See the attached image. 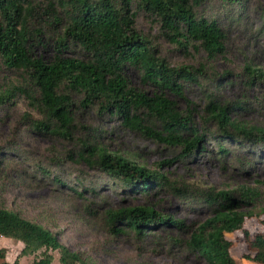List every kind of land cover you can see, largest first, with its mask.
<instances>
[{
	"label": "trees",
	"instance_id": "16d2710c",
	"mask_svg": "<svg viewBox=\"0 0 264 264\" xmlns=\"http://www.w3.org/2000/svg\"><path fill=\"white\" fill-rule=\"evenodd\" d=\"M205 0H0V66L21 73V83L0 86V105L16 93L23 94L37 115L25 110L21 121L37 133L65 142L64 154L52 161L65 170L64 162L86 164L95 172L97 182L85 184L81 169L73 184L46 164L35 163L32 171L52 176L57 184L70 189L82 199L101 194V187L119 186L124 192L149 194L156 189L171 188L158 167L167 159L148 168L99 144L93 138L75 135L76 116L80 109H95L99 114L117 118L121 125L156 141L182 146V155L199 151L204 140L214 138L219 153L227 154L224 142L242 151L264 146V126L248 124L232 117V109L244 108L250 102L219 99L212 88L229 70L210 77L203 65H171L160 55L150 39L135 25V16L144 13L160 22L164 34L183 48L196 42L208 60L226 50L225 31L216 18L199 15L196 8ZM245 7L248 0H235ZM55 27L46 33V28ZM79 47L83 55L68 52ZM39 47L51 49L49 58L37 54ZM139 72L148 91L132 85L125 69ZM246 85H260L264 70L247 62L243 66ZM188 82H195L205 92L201 108L184 95ZM183 96L187 102L180 108L169 95ZM90 129L89 125H84ZM53 153V152H52ZM19 154L13 143L1 144L0 155ZM60 159V158H59ZM3 162V161H2ZM252 163L251 155L246 161ZM56 172V173H55ZM264 178L256 183H238L232 188L207 187L195 197V203L207 215L193 225L185 226L182 218L142 203L108 206L99 216L110 236L131 237L138 248L146 236H156L161 247H185L207 264H239L231 253L227 233L241 230L249 252L243 256L264 262V231L253 233L246 222L264 223ZM180 189V188H177ZM181 195L188 203L185 190ZM94 211L92 203L86 205ZM184 228L186 237L167 234L168 227ZM21 242L19 255L34 254L28 264H51L52 250H58L60 264H95L81 251L64 244L57 232L42 223L23 216L17 210L0 205V237ZM252 252V253H251ZM0 264H22L19 257L6 259V248L0 246Z\"/></svg>",
	"mask_w": 264,
	"mask_h": 264
},
{
	"label": "rangeland",
	"instance_id": "374dc122",
	"mask_svg": "<svg viewBox=\"0 0 264 264\" xmlns=\"http://www.w3.org/2000/svg\"><path fill=\"white\" fill-rule=\"evenodd\" d=\"M199 15L216 18L225 31L226 50L223 55L208 60L205 51L194 42L183 48L172 38L164 34L160 22L151 19L144 13L135 16L136 28L146 35L156 45L160 55L171 65H203L206 68L205 78L208 82L215 74L229 70L231 73L221 77L212 88L219 99L235 102L248 101L244 108H233L232 117L248 124L264 126V80L258 85H246L243 66L247 62L264 70V0H248L245 7L235 0H205L197 8ZM55 27L46 28V33H52ZM77 56L83 51L76 46L68 50ZM45 58L51 56V49L39 47L36 51ZM125 74L132 85L150 91L151 86L144 83L141 75L132 67L125 69ZM21 73L18 70H8L0 66V86L10 83H21ZM180 108H185L187 102L183 96L169 93ZM184 95L196 108H201L206 101L205 92L195 82H188ZM34 115L37 112L28 104L23 94L16 93L14 97L0 105V143H13L19 154L0 155V205L17 210L23 216L36 220L57 232L61 241L71 249L82 254L95 264H207L202 258L188 251L185 247L163 248L156 243V236L147 235L138 248L131 237L125 235L110 236L97 216L99 210L105 207L121 205L152 204L157 210L182 218L185 226L201 221L208 213L195 203V197L207 187L232 188L238 183L254 184L256 179L264 178V146L255 151H242L227 142V154L219 153L217 141L214 138L204 140L203 147L195 153L182 155V146L156 141L121 125L117 118L99 114L95 109H80L76 116L75 135L93 138L111 151L122 155L148 168L157 167V163L172 159L169 163L158 166L165 174L171 188H161L149 194L140 192H124L119 186H102L101 194L92 197L76 196L70 189H64L52 180V175L41 176L32 171L35 163L42 162L52 171L60 172L68 183L73 184L74 175L78 170L86 173L85 184L98 181L95 172L86 164L65 161V170L52 164L53 156L64 154L65 142L52 139L29 128L21 121L23 111ZM89 125L90 129L83 127ZM53 152V153H52ZM251 155L252 163L246 161ZM3 161V162H2ZM63 162V161H62ZM55 172V173H56ZM98 183V182H97ZM180 188V189H177ZM264 191V186H261ZM185 190L188 203L182 197ZM92 203L94 211H88L86 205ZM246 227L253 233L264 231V223L246 222ZM185 228V227H184ZM183 227H168L167 234L186 237ZM231 239V253L239 264H264L243 256L249 252L244 234L241 230L227 233ZM0 246L6 248V259L19 257L22 264H28L34 254L19 255L21 242L10 237H0ZM51 264H60L58 250H52ZM252 253V252H251Z\"/></svg>",
	"mask_w": 264,
	"mask_h": 264
}]
</instances>
